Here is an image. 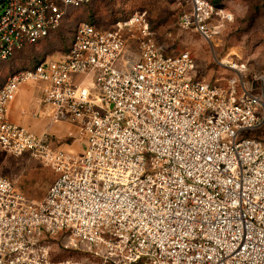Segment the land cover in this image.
Returning <instances> with one entry per match:
<instances>
[{
	"label": "built area",
	"instance_id": "2783aa9c",
	"mask_svg": "<svg viewBox=\"0 0 264 264\" xmlns=\"http://www.w3.org/2000/svg\"><path fill=\"white\" fill-rule=\"evenodd\" d=\"M93 1L2 0L0 65ZM188 2L180 26L210 39L222 9ZM221 64L238 75L202 79L191 52H167L136 11L108 29L82 21L61 58L10 72L0 154L29 153L56 177L35 200L0 175V264H264V139L253 135L264 126V80ZM32 82L53 121L76 126L80 151L9 120Z\"/></svg>",
	"mask_w": 264,
	"mask_h": 264
},
{
	"label": "rangeland",
	"instance_id": "374dc122",
	"mask_svg": "<svg viewBox=\"0 0 264 264\" xmlns=\"http://www.w3.org/2000/svg\"><path fill=\"white\" fill-rule=\"evenodd\" d=\"M214 1L222 12L210 21L209 26L213 32L210 39L180 26L181 13L191 6L188 0H95L80 8H71L60 27L50 36L0 65V86L15 69L30 67L40 58H61L68 51L71 38L82 21L92 20L108 29L116 20L136 11L147 13L155 35L164 43L167 52H191L196 61L195 71L202 79L225 85L227 79L238 75L236 70L221 64L224 60L229 62V66H244L239 71L243 78L261 86L264 80V0ZM57 123L64 131L54 135L55 145L66 150L80 151L81 140L77 137L76 126L72 132V123ZM253 135L264 139V126ZM73 140H77L74 146H64ZM0 174L8 176L18 190L35 200L45 196L56 177L52 168L29 153L14 156L5 150H1L0 154ZM70 255L76 254L70 252ZM67 256L68 253L58 255L60 258Z\"/></svg>",
	"mask_w": 264,
	"mask_h": 264
},
{
	"label": "crops",
	"instance_id": "0c3cea01",
	"mask_svg": "<svg viewBox=\"0 0 264 264\" xmlns=\"http://www.w3.org/2000/svg\"><path fill=\"white\" fill-rule=\"evenodd\" d=\"M40 97L41 92L35 84H23L10 106L8 113L9 120L37 134L44 132H49L53 135L62 133L64 129H60L58 123L53 121L50 108L42 106L39 103ZM71 126L70 131H75V126L73 124ZM76 141L73 140L72 143H65L64 146L71 148Z\"/></svg>",
	"mask_w": 264,
	"mask_h": 264
},
{
	"label": "trees",
	"instance_id": "16d2710c",
	"mask_svg": "<svg viewBox=\"0 0 264 264\" xmlns=\"http://www.w3.org/2000/svg\"><path fill=\"white\" fill-rule=\"evenodd\" d=\"M107 1H108V0H107ZM212 1H214V0H212ZM110 2H113V1H110ZM214 2H215V1H214ZM215 3H216V2H215ZM27 48H28V47H27ZM25 49H26V48H25ZM25 49H24V50H25Z\"/></svg>",
	"mask_w": 264,
	"mask_h": 264
}]
</instances>
